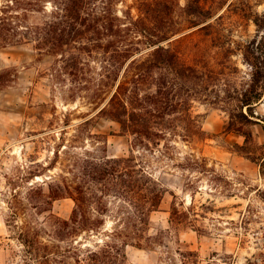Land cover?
I'll use <instances>...</instances> for the list:
<instances>
[{
  "label": "rangeland",
  "instance_id": "obj_1",
  "mask_svg": "<svg viewBox=\"0 0 264 264\" xmlns=\"http://www.w3.org/2000/svg\"><path fill=\"white\" fill-rule=\"evenodd\" d=\"M204 1L212 8L207 28L187 26L163 42L212 76L191 107L200 137L183 136L178 128L148 147L136 146L119 122L95 115L99 107L91 102V91L79 89L83 82L73 89L69 75L59 72V55L40 53L32 42L0 46V72H11L0 88V264L21 263L24 246L17 236L28 226L40 228L42 241L73 243L83 251L104 241L139 242L141 247H125L134 264H264V79L252 112L243 107L250 119L243 129L250 135L226 128L229 108L236 103L229 93L251 79L253 67L245 56L249 44L264 60V0ZM51 4L46 3L47 11ZM116 9L119 15L127 9L139 14L134 0ZM41 19L43 14L34 12L28 20ZM142 47L144 52L150 48ZM89 59L97 78L100 62ZM131 151L164 190L149 224L126 225L132 212L128 203L97 190L102 197L93 204L100 211L93 209L97 225L84 226L70 242L59 240L54 221L46 216L70 218L75 201L58 197L33 208L36 186L48 193L56 181L85 176L87 167L79 165L83 159L129 156ZM128 231L129 237L123 236Z\"/></svg>",
  "mask_w": 264,
  "mask_h": 264
},
{
  "label": "trees",
  "instance_id": "obj_2",
  "mask_svg": "<svg viewBox=\"0 0 264 264\" xmlns=\"http://www.w3.org/2000/svg\"><path fill=\"white\" fill-rule=\"evenodd\" d=\"M134 1L137 17L130 9L118 14L116 7L124 0H2L0 46L32 42L40 53L59 55V72L69 75L73 89L83 82L79 89L88 88L91 102L99 107L95 115L119 122L136 146L148 147L178 128L184 131L183 136L200 137L201 127L191 107L197 92L205 89L212 76L183 60L175 48L163 42L187 26L207 28L209 22H205L212 16V8L204 0H185L184 5L179 0ZM48 2L52 3L49 11L45 8ZM34 12H41L43 19L30 22L29 14ZM142 44L150 47L148 51H142ZM245 56L253 67L251 79L245 88L229 93L236 103L229 108L226 128L249 136L250 132L243 129L244 121L250 120L243 107L252 112L260 97L264 60L250 44ZM90 57L100 62L95 70L97 78L88 68ZM10 73L0 72V88L10 80ZM90 122L91 118L86 119L80 127ZM79 165L87 167L79 181L63 178L44 194L36 186L38 201H31L33 208L49 205L58 197L75 201L70 218H60L52 212L46 216V221H54V235L60 236L59 240L70 242L80 229H86L84 226L97 225L92 216L93 209L100 212L94 207L102 198L97 190L128 203L132 212L125 218L126 225L149 224L150 213L158 209L164 190L138 166L133 151L129 156L83 159ZM125 232L123 236L129 237L131 233ZM17 237L24 246L20 264H134L128 261L125 247L142 246L139 242L112 240L83 251L73 243L62 246L42 241L40 228L33 226L21 228ZM189 255L196 254L189 251Z\"/></svg>",
  "mask_w": 264,
  "mask_h": 264
}]
</instances>
